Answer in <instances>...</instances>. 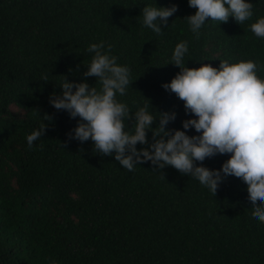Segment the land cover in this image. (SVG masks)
<instances>
[{"label": "trees", "instance_id": "obj_1", "mask_svg": "<svg viewBox=\"0 0 264 264\" xmlns=\"http://www.w3.org/2000/svg\"><path fill=\"white\" fill-rule=\"evenodd\" d=\"M246 2L251 20H209L197 39L184 20L196 12L188 0H0V264H264V223L252 217L241 179L227 177L214 196L172 167L128 171L91 140H69L79 118L49 103L63 76L99 89L83 74L94 56L88 47L103 41L131 69L133 84L117 99L133 113L145 99L157 117L175 112L167 129L185 131L183 121L196 117L162 87L180 72L169 64L178 43L188 42L189 68L253 60L264 79V39L250 30L264 0ZM146 5L177 6L162 35L143 26ZM41 123L46 134L29 149L26 137ZM228 159L197 166L220 170Z\"/></svg>", "mask_w": 264, "mask_h": 264}, {"label": "clouds", "instance_id": "obj_2", "mask_svg": "<svg viewBox=\"0 0 264 264\" xmlns=\"http://www.w3.org/2000/svg\"><path fill=\"white\" fill-rule=\"evenodd\" d=\"M188 4L196 12L184 20L197 39L209 20L226 24L234 18L242 25L254 15V5L246 0H188ZM177 11V6L146 5L142 24L162 35L161 25L166 27ZM250 30L264 39V17L252 23ZM87 51L94 56L83 75L95 77L99 89L86 82L70 83L63 76L62 94L54 92L49 97L50 105L57 111H66L72 119L79 118L68 134L69 140H91L95 153L107 157L115 153V160L128 171L147 162L161 170L172 167L198 180L214 196L225 179L234 176L247 185L252 217L264 223V79L258 75L262 70L258 62L233 64L220 60L219 68L207 63L189 68L185 64L188 42L178 43L169 64L180 72L162 87L183 101L186 114L196 117L183 121L185 131H181L167 129L177 118L175 112L158 113L157 117L149 111L151 103L145 99L144 106L133 113L117 99L118 95L127 94L133 82L131 69L119 65L118 57L111 55L112 45L106 47L101 41L91 44ZM42 79L47 82L48 76ZM43 119L50 122L52 117L46 114ZM157 120L159 125L153 128ZM127 121H134L131 129ZM47 127L48 124L41 123L38 130L26 137L29 149L46 134ZM191 129L199 135H187L186 131ZM138 144L147 147L138 151ZM217 155H230L220 170L197 166V162L203 165L206 159Z\"/></svg>", "mask_w": 264, "mask_h": 264}]
</instances>
